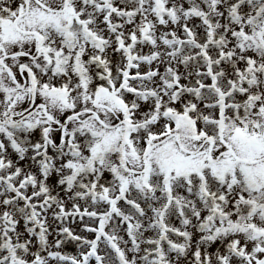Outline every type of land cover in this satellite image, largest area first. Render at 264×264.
Masks as SVG:
<instances>
[{
  "label": "snow or ice",
  "instance_id": "snow-or-ice-1",
  "mask_svg": "<svg viewBox=\"0 0 264 264\" xmlns=\"http://www.w3.org/2000/svg\"><path fill=\"white\" fill-rule=\"evenodd\" d=\"M0 264H264V0H0Z\"/></svg>",
  "mask_w": 264,
  "mask_h": 264
}]
</instances>
